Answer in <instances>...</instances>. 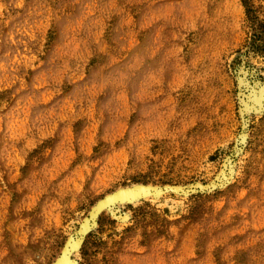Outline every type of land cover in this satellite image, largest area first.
I'll return each mask as SVG.
<instances>
[{"label": "rangeland", "instance_id": "obj_1", "mask_svg": "<svg viewBox=\"0 0 264 264\" xmlns=\"http://www.w3.org/2000/svg\"><path fill=\"white\" fill-rule=\"evenodd\" d=\"M0 264H264V0H0Z\"/></svg>", "mask_w": 264, "mask_h": 264}]
</instances>
